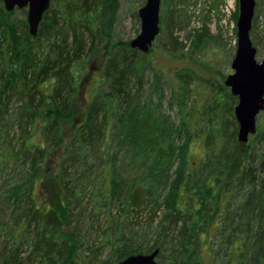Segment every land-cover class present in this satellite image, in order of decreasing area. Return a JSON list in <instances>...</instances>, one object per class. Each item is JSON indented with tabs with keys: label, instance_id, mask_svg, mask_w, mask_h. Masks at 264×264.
<instances>
[{
	"label": "trees",
	"instance_id": "obj_1",
	"mask_svg": "<svg viewBox=\"0 0 264 264\" xmlns=\"http://www.w3.org/2000/svg\"><path fill=\"white\" fill-rule=\"evenodd\" d=\"M74 1L62 0L54 9L49 4L36 35H31L26 19L23 30L18 29L11 19L14 9L7 11L0 0V130H6L3 112L10 96L16 95L22 102L15 120L23 134L17 148L7 142L0 149V160L20 158L28 166L26 177L4 190L10 212L8 221L0 217V236L10 246L0 264H83L76 257L77 232L63 226L70 224V206L87 186L92 187L88 194L94 211L103 208L109 214L114 199L127 208L152 199L153 209H164L145 246L138 243L145 233L136 239L115 223L110 248L114 260L102 264L155 248L156 264H264V110L245 143L237 140L236 96L230 90L225 117H204L200 128L194 119L176 125L159 109L161 75L146 58L150 48L142 52L123 41L109 49L103 46L94 71L98 80L87 89L84 108L74 122L76 96L106 38L105 17L116 7L115 0L114 5L94 0L93 7L83 0L84 8L77 12L71 6ZM170 13L163 24L171 22ZM51 34L60 38L50 45L51 57L37 64L32 41ZM148 68L152 82L142 100L140 88ZM176 73L183 80L195 78L188 68ZM179 84L184 88V82ZM221 86L225 93L226 86ZM171 98L183 111L182 92L174 90ZM200 142L206 154L195 163L189 150ZM61 143L53 173L60 190L58 209L36 200L34 181L47 177L46 158ZM125 169L135 170V175L121 174ZM157 189L160 194L152 198ZM28 245L30 250L21 257Z\"/></svg>",
	"mask_w": 264,
	"mask_h": 264
},
{
	"label": "rangeland",
	"instance_id": "obj_2",
	"mask_svg": "<svg viewBox=\"0 0 264 264\" xmlns=\"http://www.w3.org/2000/svg\"><path fill=\"white\" fill-rule=\"evenodd\" d=\"M61 1L51 0L50 5L54 9ZM87 1L91 7L94 6V0ZM104 2L114 5L113 0H104ZM144 2L145 0H115V11L105 17L106 38L101 40L99 50L91 59L90 74L84 81V85H81L76 96V108L72 117L74 122L79 119L84 108L86 95L88 94L87 89L94 84L96 78L98 80V76L94 74V71L97 64L102 60L105 50L103 46L105 45L108 48L116 42H129L138 34L140 19L137 11ZM82 3L83 0H75L71 3V6H75L78 12L84 8ZM169 10L171 11V22L163 24L169 19ZM237 15L238 0H160L159 33L152 42L146 58L150 62V67L152 66L158 70L161 75L159 100L157 101L158 96L154 93L152 96L153 102H159V109L169 115L176 125L180 124L182 120L188 122L194 119L197 122L196 128H200L204 117L215 116L218 118L220 115L225 117L224 109L228 107L230 101L229 95L227 96L229 88L226 86L225 93L220 92L219 88H222L221 84H224L223 81L226 75L232 72L230 64L236 49ZM11 19L16 22L18 29L23 30L26 8L14 9ZM64 28L67 27L64 25ZM197 32L200 33V36L195 35ZM249 35L252 44L256 47V59L258 61L263 60L264 0H255ZM55 37L60 38L59 35ZM55 37L45 39L41 36L32 41L36 52L35 58L38 61L37 64H41L44 59L51 57L50 45ZM194 39H196L195 42ZM180 53H184L186 56L180 57ZM184 68L190 69L195 74V78L190 76L186 80L179 78L176 71L178 72ZM143 79V85L140 88L142 100L150 92L149 84L152 82V71L149 68L145 70ZM181 82H184V88L179 84ZM174 90H180L183 94V111L179 109L177 102L171 98ZM216 98H220L218 104H214ZM235 98L236 101L233 105L237 102V97ZM21 102V98L16 95H11L9 98L1 120L3 124H6V130H0V149L6 146L7 142H11L17 148L23 139V134L15 120V117H17L15 111ZM211 107L215 108L213 113H211V110L214 108ZM259 117L260 114L256 117L257 122ZM216 118L213 119L214 123ZM191 129L195 131L193 127ZM65 135H67V130L64 137ZM3 140L4 145L1 144ZM61 149L62 143L54 148L52 155L46 158L50 162L48 165H44V169L47 168V177L43 181L39 178L34 181L36 200L41 203L52 204L58 209H61L60 190L53 178V173L58 166ZM205 154L204 145L200 142L198 146L189 150V159L196 163ZM118 159H121V157H118ZM27 167L20 158L15 161L11 157L5 162L0 160L1 222L8 221L10 212V208L4 202V190L21 182L26 177ZM121 174H131L133 176L135 170L125 169L121 171ZM85 188L78 202L70 206V215L72 214L70 224L65 223L63 226L64 230L68 231L73 228L77 232L79 243L76 257L83 264H102L104 260L108 259L111 262L114 260L110 248L114 239L112 236L114 225L117 222L119 227L121 226L125 232L131 233L136 239L142 238L141 235L145 233L146 238L138 241L143 246L151 242L149 238L153 237L156 224L160 221L164 212L162 206L155 210L153 209L152 199H142L140 201L141 206H129L127 208L120 206L118 201L114 199L109 202V214H106L103 208L94 211L88 194L92 187L87 186ZM160 192L157 189L152 198L158 197ZM25 203L26 201L21 202L19 207H23ZM61 214L64 218L63 212ZM9 223L11 224L12 220H9ZM9 246L7 239L0 236V256L9 249ZM30 247L31 245H28L26 252L21 253V257L27 255Z\"/></svg>",
	"mask_w": 264,
	"mask_h": 264
},
{
	"label": "water",
	"instance_id": "obj_3",
	"mask_svg": "<svg viewBox=\"0 0 264 264\" xmlns=\"http://www.w3.org/2000/svg\"><path fill=\"white\" fill-rule=\"evenodd\" d=\"M4 8L11 11L26 8L28 32L36 35L44 11L50 0H1ZM255 0H238L236 20V49L231 60L232 72L224 78L232 95L237 97L233 113L237 121V140L245 143L256 130L257 114L264 110V59H256V47L250 39V28ZM160 0H145L138 8L140 19L138 34L129 40V46L147 52L159 33ZM158 248L149 252L129 254L115 264H156Z\"/></svg>",
	"mask_w": 264,
	"mask_h": 264
}]
</instances>
